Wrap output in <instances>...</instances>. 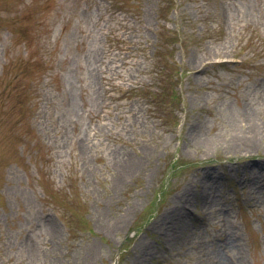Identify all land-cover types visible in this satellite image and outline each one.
<instances>
[{"label": "rangeland", "instance_id": "374dc122", "mask_svg": "<svg viewBox=\"0 0 264 264\" xmlns=\"http://www.w3.org/2000/svg\"><path fill=\"white\" fill-rule=\"evenodd\" d=\"M250 119L264 0H0V264H264Z\"/></svg>", "mask_w": 264, "mask_h": 264}, {"label": "bare ground", "instance_id": "6f19581e", "mask_svg": "<svg viewBox=\"0 0 264 264\" xmlns=\"http://www.w3.org/2000/svg\"><path fill=\"white\" fill-rule=\"evenodd\" d=\"M251 120V119H250ZM264 139V129L256 122L249 121L245 125L232 124L231 132L227 137L224 138V142L229 146V143L238 150H245L250 152L252 150H257L259 144ZM187 190H183L182 194L185 195ZM178 226L174 228L180 229L184 226V219L180 218L177 222ZM223 264H242L240 260L236 261H224Z\"/></svg>", "mask_w": 264, "mask_h": 264}, {"label": "trees", "instance_id": "16d2710c", "mask_svg": "<svg viewBox=\"0 0 264 264\" xmlns=\"http://www.w3.org/2000/svg\"><path fill=\"white\" fill-rule=\"evenodd\" d=\"M163 92H164L163 89H158L156 92L153 93L154 102H155L156 100L163 101V100H162V94H163Z\"/></svg>", "mask_w": 264, "mask_h": 264}]
</instances>
